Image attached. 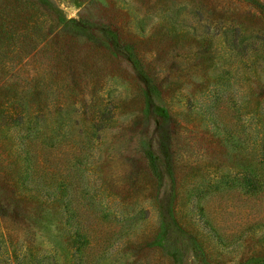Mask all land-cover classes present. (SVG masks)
I'll list each match as a JSON object with an SVG mask.
<instances>
[{
    "label": "rangeland",
    "instance_id": "obj_1",
    "mask_svg": "<svg viewBox=\"0 0 264 264\" xmlns=\"http://www.w3.org/2000/svg\"><path fill=\"white\" fill-rule=\"evenodd\" d=\"M49 1L62 30L5 12L0 109L38 135L0 132V264H79L77 229L86 264H264V191L232 184L264 175V0Z\"/></svg>",
    "mask_w": 264,
    "mask_h": 264
},
{
    "label": "trees",
    "instance_id": "obj_2",
    "mask_svg": "<svg viewBox=\"0 0 264 264\" xmlns=\"http://www.w3.org/2000/svg\"><path fill=\"white\" fill-rule=\"evenodd\" d=\"M8 3L11 4V0L7 1ZM14 9L15 12L17 14H21V13H27L29 15H26L27 18H19L21 21V23L24 24V29H22V31H24L25 33L29 32V31H33L34 29H36L37 27L40 26V24H42V22H45L44 20H46V17L50 16V25L51 23H53L54 25L55 22L57 23V28L59 26V30H62V20L60 21V19L58 18L59 15L55 14L58 10V8H54L53 4L51 1L49 0H24L23 1V8L19 9L18 6H12V8H5L2 9V13H0V46L7 44L8 46H3L4 48L9 49V47L13 46V44H18V42L16 41V34L14 33V30L11 31V28H9L11 25L7 24L9 23L7 20V14L5 12H7V10H11ZM8 11V12H9ZM54 12V13H53ZM5 14L6 16L3 17L2 15ZM53 16H55V19H53ZM13 19V18H11ZM39 21V22H38ZM46 23V22H45ZM58 33L62 34V31H59ZM18 41V40H17ZM237 42L233 43L234 45H237V43L239 42V40H236ZM1 48V47H0ZM15 46L13 47V49L11 48V50H14ZM258 53V55H260V49H256ZM13 52V51H12ZM11 71H9L6 76L3 78L2 84L0 85V87L3 86H7L9 83H11L12 81V77H11ZM15 100V99H14ZM14 100H12L9 104L5 107V109H0V132H2V138L5 137L7 134H10V136L12 135V132H16V130H13L14 128H22V131L26 130L28 131V133L21 138V140H19V143L16 141V145H20L21 148L23 149L22 151H26L28 152L30 150V145H28L26 143V140H29L30 144H34L35 139H37V135H33V124H29L28 126L24 127L27 123H29L30 120H28V122L25 123L26 118L28 119V117H24V114H22L20 111H18L19 106H21V104H19L18 99L17 102H14ZM18 103V104H16ZM24 106V103H23ZM7 107L10 108V111H7ZM107 115L106 110L103 108H98L96 109L95 112V119L92 122V127L93 130L95 132H99L102 129L101 124H103V121L105 119V116ZM101 123V124H100ZM24 129V130H23ZM41 136H44V132L40 134ZM39 135V136H40ZM14 141L15 139L12 138ZM97 140H99L100 138L97 137ZM46 140L48 141L49 139H47L45 136L43 137V139H41V141H39V143L43 144V146H48L49 148H55L57 143L59 142H46ZM23 142H25V144H23ZM23 145V146H22ZM12 146V145H11ZM15 146V144H13V147ZM19 146V147H20ZM262 149H263V156L261 159V164L259 166H262V168L264 169V145H262ZM19 150V149H18ZM9 152L2 150L0 151V174H2V170L4 168H6V166L2 167V162H8L9 159L8 158H4V156H8ZM25 160V159H24ZM262 169V170H263ZM44 174V173H43ZM42 174V175H43ZM6 175V174H5ZM40 177L34 176L30 177V176H21L20 179L16 180V179H11V187H15L16 185H19L20 181L23 182V185H35V182L37 181V179ZM231 180V179H230ZM19 181V182H18ZM240 181V182H239ZM232 184H240V186H243L244 191L250 195H255L257 193H260L262 191H264V175L258 172H255L254 175L252 176H246L242 179H232ZM47 182L45 181L42 186H41V191L43 190H47L49 186H47ZM10 188V186H9ZM28 191V190H27ZM12 193V192H11ZM13 197L15 196L14 193H12ZM46 196V194H45ZM47 197V196H46ZM1 203L2 200L0 198V223L4 224L6 221H9V218H11L14 214H13V210L8 209L7 207L3 206ZM74 240H75V245H74V252L76 255H78L80 257V262L79 264H86L84 262V251L82 250V247H86L87 244L89 243V237L86 233H82L80 229L76 230V233ZM5 231L0 232V237H5ZM2 250V247L0 246V251ZM5 250L7 251V249L5 248ZM5 251V253H7ZM9 255V253H8Z\"/></svg>",
    "mask_w": 264,
    "mask_h": 264
}]
</instances>
